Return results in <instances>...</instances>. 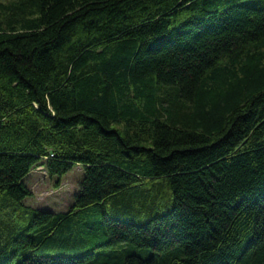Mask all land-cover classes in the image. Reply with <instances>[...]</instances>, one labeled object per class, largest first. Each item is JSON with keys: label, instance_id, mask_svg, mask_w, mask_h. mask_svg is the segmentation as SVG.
<instances>
[{"label": "trees", "instance_id": "trees-1", "mask_svg": "<svg viewBox=\"0 0 264 264\" xmlns=\"http://www.w3.org/2000/svg\"><path fill=\"white\" fill-rule=\"evenodd\" d=\"M0 264H264V0H0Z\"/></svg>", "mask_w": 264, "mask_h": 264}, {"label": "rangeland", "instance_id": "rangeland-1", "mask_svg": "<svg viewBox=\"0 0 264 264\" xmlns=\"http://www.w3.org/2000/svg\"><path fill=\"white\" fill-rule=\"evenodd\" d=\"M9 1L11 0H2L4 3ZM84 176L83 166L76 165L72 171L62 177L58 184V178L51 179L44 167H38L27 178L33 196L27 198L25 204L43 211L66 212L74 205Z\"/></svg>", "mask_w": 264, "mask_h": 264}]
</instances>
